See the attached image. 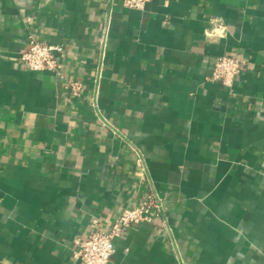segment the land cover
I'll return each instance as SVG.
<instances>
[{
    "label": "crops",
    "instance_id": "0c3cea01",
    "mask_svg": "<svg viewBox=\"0 0 264 264\" xmlns=\"http://www.w3.org/2000/svg\"><path fill=\"white\" fill-rule=\"evenodd\" d=\"M32 37L57 71L23 64ZM232 54L234 85L210 81ZM153 190L165 227L109 264H264V0H0V264H79Z\"/></svg>",
    "mask_w": 264,
    "mask_h": 264
},
{
    "label": "built area",
    "instance_id": "2783aa9c",
    "mask_svg": "<svg viewBox=\"0 0 264 264\" xmlns=\"http://www.w3.org/2000/svg\"><path fill=\"white\" fill-rule=\"evenodd\" d=\"M122 1L125 8L142 10L149 0ZM218 28L221 31L225 30V26L222 25ZM63 52L62 45L47 44L32 37L29 48L21 54V61L32 72H54L58 69V55ZM243 68L244 61L240 56L236 54L220 56L214 62L209 80L230 88ZM72 87L75 93H78L81 85L73 83ZM164 212L162 200L157 192L149 191L142 204L134 208H125L108 229L102 230L98 220H95L88 236L77 240L78 249L74 253V258L79 264H109L115 254L116 238L132 227L153 223L156 219H161V227H165L167 220Z\"/></svg>",
    "mask_w": 264,
    "mask_h": 264
}]
</instances>
